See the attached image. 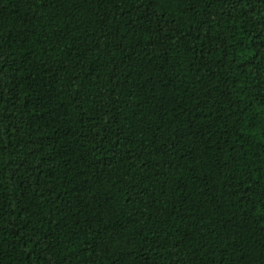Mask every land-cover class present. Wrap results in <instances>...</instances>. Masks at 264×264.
<instances>
[{
	"label": "trees",
	"instance_id": "obj_1",
	"mask_svg": "<svg viewBox=\"0 0 264 264\" xmlns=\"http://www.w3.org/2000/svg\"><path fill=\"white\" fill-rule=\"evenodd\" d=\"M0 264H264V0H0Z\"/></svg>",
	"mask_w": 264,
	"mask_h": 264
}]
</instances>
